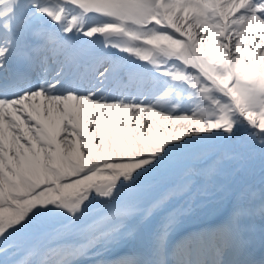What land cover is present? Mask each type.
<instances>
[{
	"label": "snow or ice",
	"instance_id": "6c2138e0",
	"mask_svg": "<svg viewBox=\"0 0 264 264\" xmlns=\"http://www.w3.org/2000/svg\"><path fill=\"white\" fill-rule=\"evenodd\" d=\"M257 198L264 0H0V264H264Z\"/></svg>",
	"mask_w": 264,
	"mask_h": 264
},
{
	"label": "rangeland",
	"instance_id": "374dc122",
	"mask_svg": "<svg viewBox=\"0 0 264 264\" xmlns=\"http://www.w3.org/2000/svg\"><path fill=\"white\" fill-rule=\"evenodd\" d=\"M200 106H201V109H200L201 111L207 110V105L201 104ZM225 179H226L225 177H221V180H225ZM254 183L257 186L259 185V174H258V172H257V175H256V178H255ZM255 205H257V207L260 209V204H259L258 198H257V201H256V204ZM207 209H209V207H207V205L204 208H201V209L199 207H197V206H193V212L190 214L189 221L185 224L184 227H187L188 226L189 228L193 229V228H195V225H196L195 223H197L198 225H200V223L202 222V224H203V221H205V220L215 219V216L213 214H210V211L207 210ZM199 211L200 212L202 211L204 213H203V215L201 217H198L196 219L194 216H195V214L200 213ZM256 212H257V210L254 211V208H253L251 210V212H250V218L251 219H253V217H256L257 218L256 220L255 219H253V220L257 223L258 228H260L259 227V221H260V219H262L263 221L261 223V225H262L261 230L264 231V216H262L261 215V211H259L260 213H259V219H258V217L256 216L257 215ZM254 221H252V220L249 219V213L245 215V217H244L245 226L252 233L253 240L254 239L257 240V238H259V234H258V230H257L256 223ZM199 229L200 228L198 227L197 229H195V231L196 230H199ZM119 247H121V248H119ZM123 248L125 250H128L130 253H132L134 251V249H135V244L129 241V242H126L124 244L119 245L118 247H110L107 250L100 249V254L87 258L86 264H96V262L99 261V260L108 261L109 258L112 257L113 254H115L114 251H116V249L119 250V249H123ZM117 256H118V254L114 256V260H115V258Z\"/></svg>",
	"mask_w": 264,
	"mask_h": 264
},
{
	"label": "bare ground",
	"instance_id": "6f19581e",
	"mask_svg": "<svg viewBox=\"0 0 264 264\" xmlns=\"http://www.w3.org/2000/svg\"><path fill=\"white\" fill-rule=\"evenodd\" d=\"M200 107V109H201V106H199ZM185 206H187V204L185 205ZM193 206H196L195 205V203H193ZM257 206V205H256ZM208 207V206H207ZM200 209H201V207H199ZM204 208V207H203ZM207 210H209V209H207ZM257 210V212H256V216L258 217V219H259V210H258V208H256V207H254V211H256ZM200 212V211H199ZM203 213L204 212H200V213H197V214H195V218L197 219L198 217H201L202 215H203ZM194 218V219H195ZM253 219H257L256 217H253ZM194 221V220H193ZM199 221V220H198ZM200 222V221H199ZM198 222V223H199ZM194 224V223H193ZM196 225H195V228H193V229H191V228H189L188 226L187 227H185V228H187L189 231H195V229H197L198 227L201 229L203 226H207V223L206 222H203V224H202V222L200 223V225H198L197 223H195ZM190 226V225H189ZM260 228H258V230H259ZM255 240V239H254ZM124 244V243H123ZM259 252H261L263 255H264V249L263 250H261V251H259ZM119 256H121V254H118V256L115 258V259H117V258H119ZM122 256H124V255H122Z\"/></svg>",
	"mask_w": 264,
	"mask_h": 264
}]
</instances>
